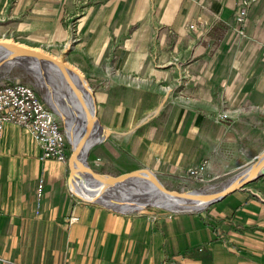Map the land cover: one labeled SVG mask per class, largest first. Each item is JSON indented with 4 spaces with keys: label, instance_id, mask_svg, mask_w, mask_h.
I'll use <instances>...</instances> for the list:
<instances>
[{
    "label": "crops",
    "instance_id": "obj_1",
    "mask_svg": "<svg viewBox=\"0 0 264 264\" xmlns=\"http://www.w3.org/2000/svg\"><path fill=\"white\" fill-rule=\"evenodd\" d=\"M1 30L86 77L94 167L176 183L205 162L217 180L264 150V0H0ZM0 126V264H264V175L198 212L126 214L77 198L67 161Z\"/></svg>",
    "mask_w": 264,
    "mask_h": 264
},
{
    "label": "water",
    "instance_id": "obj_2",
    "mask_svg": "<svg viewBox=\"0 0 264 264\" xmlns=\"http://www.w3.org/2000/svg\"><path fill=\"white\" fill-rule=\"evenodd\" d=\"M13 66L23 70L45 104L59 117L62 131L70 148L68 157L69 189L84 202L101 205L121 213L148 209L172 214L193 213L208 207L227 194L264 175L263 150L218 187L191 188L182 191L169 190L163 186L153 170L142 167L136 170H143L151 175L155 189L159 191L158 195L148 196L137 188L130 189L123 180L129 178L135 170L118 175L100 173L90 166L87 159L89 149L100 139L98 138L90 144L88 143L89 136L95 129L102 128V126L96 115L93 90L86 77L76 68L55 56L15 42L0 40V71L2 69L9 70ZM57 78L60 79V83L55 87ZM71 94L76 101L73 109L69 107ZM84 106H87L89 117L93 119L91 123L86 121V125H82L83 123L81 124L78 119L79 109ZM78 170L82 175L78 179L79 182L84 181L90 192L96 190L103 192L115 206L108 205L101 198L95 196H84L83 188L85 189V187L81 185L83 187L81 188L80 184L76 185L75 173L78 174ZM97 185L100 186V189L96 187ZM74 188L81 190L83 195L78 194ZM183 200H189L193 204L178 206V202Z\"/></svg>",
    "mask_w": 264,
    "mask_h": 264
},
{
    "label": "built area",
    "instance_id": "obj_3",
    "mask_svg": "<svg viewBox=\"0 0 264 264\" xmlns=\"http://www.w3.org/2000/svg\"><path fill=\"white\" fill-rule=\"evenodd\" d=\"M241 14H244L243 9ZM225 117V114L219 115V118ZM3 122L28 130L40 143L42 159L67 161L68 151L59 119L30 84L19 80L0 82V125ZM205 170V162L188 167L184 182H205Z\"/></svg>",
    "mask_w": 264,
    "mask_h": 264
},
{
    "label": "rangeland",
    "instance_id": "obj_4",
    "mask_svg": "<svg viewBox=\"0 0 264 264\" xmlns=\"http://www.w3.org/2000/svg\"><path fill=\"white\" fill-rule=\"evenodd\" d=\"M244 10V14H241V10ZM246 14V4L244 3L243 5L240 6V8L238 9L237 13H236V20L238 22H240L244 15ZM0 40H6V41H10V42H16L18 44H21V45H24L22 44L23 43V40L19 39L17 37V35H13V34H10L8 31L6 30H1L0 31ZM26 46V45H24ZM29 47V46H28ZM33 48V47H32ZM37 49V48H35ZM39 51H42L41 49H37ZM42 52H45V51H42ZM46 53V52H45ZM47 54H50V53H47ZM51 55V54H50ZM53 56V55H52ZM56 57V56H55ZM60 60H63L62 58L60 57H56ZM64 61V60H63ZM72 66V65H71ZM73 67V66H72ZM76 68V67H74ZM77 69V68H76ZM78 70V69H77ZM79 71V70H78ZM80 72V71H79ZM81 73V72H80ZM82 74V73H81ZM0 82L2 81H6V82H12L13 80H19V81H23V82H26L28 84H30L33 88L34 86L29 82V78L26 76V74L23 72V70L19 67H16V66H13L11 67L9 70L7 69H2L0 71ZM88 81V80H87ZM89 83V82H88ZM90 85V83H89ZM91 86V85H90ZM92 88V86H91ZM35 89V88H34ZM93 90V89H92ZM36 91V89H35ZM37 93V91H36ZM37 95L41 98V96L37 93ZM93 95H94V91H93ZM42 100V98H41ZM43 101V100H42ZM94 101H95V98H94ZM44 102V101H43ZM45 103V102H44ZM97 103L95 101V107H96ZM58 117V116H57ZM59 119V117H58ZM219 119H222V118H219ZM59 122L61 124V121L59 119ZM101 125V124H100ZM62 126V124H61ZM101 132V131H100ZM101 140V138L99 139V141ZM66 141V139H65ZM99 141L94 144L88 151V155H87V159L89 160V154H91L93 151H95L98 147V143ZM66 149L68 151V157H69V154H70V148H69V145L66 141ZM114 153V151H112ZM119 158V157H118ZM120 159V158H119ZM67 162H68V158H67ZM202 163V162H201ZM199 163V164H201ZM91 164V163H90ZM197 164V165H199ZM95 171L97 172H100V173H106V170L107 171H110V173L108 174H112V175H118V174H121L120 172L119 173H114V172H117L115 169H109V168H99L98 166L94 167L92 164L90 165ZM193 166H196V165H193ZM191 167V166H190ZM142 167H136V168H131V169H126L125 172H128V171H132V170H136V169H140ZM124 173V172H123ZM206 173V172H205ZM156 174V173H155ZM233 175L230 174V175H227L225 177H221L217 180H212V179H209L207 177V174H206V181L203 182V183H193V182H184V178L182 177L180 179L179 182H176V183H165L163 182L157 175V178L161 181V183L163 184V186L166 188V189H169V190H178V191H182V190H186V189H191V188H213V187H218L221 183H223L227 178L231 177ZM185 177V176H184ZM252 182V181H251ZM242 188V187H241ZM146 211H150L152 212L154 215H153V219L154 217L157 218L159 216H167V217H171L173 214L172 213H166V212H163V211H153V210H141V211H138V212H132V213H126V214H133V213H141V212H146ZM201 211V210H200ZM194 213V212H193ZM176 214V213H174Z\"/></svg>",
    "mask_w": 264,
    "mask_h": 264
},
{
    "label": "bare ground",
    "instance_id": "obj_5",
    "mask_svg": "<svg viewBox=\"0 0 264 264\" xmlns=\"http://www.w3.org/2000/svg\"><path fill=\"white\" fill-rule=\"evenodd\" d=\"M16 44H18V43H16ZM55 80H56V82H55L54 86L57 87L58 84L60 83V79L57 78ZM70 98L71 99L69 100V107L71 109H73V107L76 105L75 104L76 101H75V99H73L72 94H71ZM86 102H87V100L85 101V105H86ZM86 107L87 106L81 107L79 109V113H78V119H79V122L81 124L83 123L82 125H84V124L86 125V121L88 123L93 122V119L91 117H89V114H88L89 111H88V108H86ZM61 129H62V127H61ZM80 131H81V128H80ZM98 138H100V127L95 129L93 131V133H91V135L89 136V139H88V143L91 144L92 142L96 141ZM77 173L78 174L75 173V179H77L76 180V183H77L76 185L80 184L81 188L85 187L86 190L83 188L84 193H85L84 196H90V197L91 196H95L97 198H101V200L104 201L106 204L111 205V206H115V204L112 202V200L110 198H108L106 195H104L103 192L98 191V190L90 192V190L88 188H86V183L84 181L83 182L82 181L81 182L78 181V179L80 177H82V175L80 174L79 170L77 171ZM123 181H124L125 185L128 186L130 189L137 188V189H139V191H142V192L144 191L143 193L145 195L154 196L155 197L159 193V191L157 189H155V184L153 183V178L151 177V175H149L147 172H145L143 170H135V172L129 178H127V179H125ZM83 183H85V184H83ZM96 187L98 189H100L99 185H97ZM74 189H75V191L78 194L83 195V192L81 190H79L77 188H74ZM191 204H193L191 201L183 200L182 202H178L177 205L178 206L179 205H181V206H189Z\"/></svg>",
    "mask_w": 264,
    "mask_h": 264
}]
</instances>
